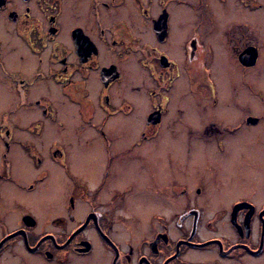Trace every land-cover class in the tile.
<instances>
[{"label": "flooded vegetation", "instance_id": "flooded-vegetation-1", "mask_svg": "<svg viewBox=\"0 0 264 264\" xmlns=\"http://www.w3.org/2000/svg\"><path fill=\"white\" fill-rule=\"evenodd\" d=\"M3 22L10 40L0 34V109L27 118H0V264H184L191 250H216L222 264H264V177L260 203L253 191L227 189L248 166L260 180L264 175V138L239 134L263 125L264 114L205 126L197 110L217 116L222 95L202 83L227 70L264 78V0H0V31ZM190 89L193 103L185 96ZM61 98L78 119L62 117ZM163 124L173 127L169 149L155 157L154 187L146 182L145 190L131 175L140 174V159H153L147 145L168 143L157 139ZM134 127L136 135L128 131ZM90 137L104 157L76 145ZM125 139L133 145L127 150ZM138 146L146 158L132 151ZM158 199L183 201L170 217L176 237L169 215L129 210ZM215 200L207 225L219 223L229 235L201 236ZM143 218L149 220L142 226Z\"/></svg>", "mask_w": 264, "mask_h": 264}, {"label": "rangeland", "instance_id": "rangeland-1", "mask_svg": "<svg viewBox=\"0 0 264 264\" xmlns=\"http://www.w3.org/2000/svg\"><path fill=\"white\" fill-rule=\"evenodd\" d=\"M170 5L171 4H169V6ZM181 7H183V6H181ZM181 12H182V10L180 9L178 14L180 15ZM179 19H180V17L177 16L174 19L173 23L175 25L178 24ZM1 20L3 21V19H1ZM3 24L5 26L1 25L3 27H1L2 31H0V34L2 36L3 42L5 43V42L10 40V36L8 34V31H7L8 26L4 22H3ZM141 28H143V26H141ZM176 56L179 58L181 57L180 55L179 56L176 55ZM229 67H231V66L228 64L226 66V68H229ZM193 69H194V71L196 70L194 67H193ZM139 70L140 69L137 68L136 71H139ZM233 71H234V69H231V71L227 70V73L229 75L220 76L216 79L211 80L210 82L208 81L206 83V85H204L202 83L203 86H205L206 88H210V89H212L213 85L216 86L222 95V100L220 102V105L218 108V113H217L216 117H215V114H210L209 109L207 110L206 113H204L201 108L197 109L200 111L201 114H204V116L206 118L205 126L210 125L212 121L219 122L220 124H225L226 122H230L232 124H235V123H237L238 120L242 119L245 112L246 113L253 112L254 114H261V115L264 114V106L259 105L261 103L264 104V78H262V79L254 78V79L248 80V78H241L240 76L238 77V74L236 72H233ZM140 74H141V70H140ZM178 80H179V78L175 82L179 83V85H178L179 87L182 86V82L185 85L184 78L182 80L181 79L179 81ZM195 80H196L194 83L195 90L196 89L198 90V84L201 80L200 79H195ZM246 84H248V85H246ZM249 84L252 86H249ZM4 88H6V87H4ZM183 90H185V89H183ZM195 90L190 89V90L185 91L186 92L185 96L187 98L186 100L188 102L190 101L191 103H193L192 102V94ZM202 91L204 92V94H206V92H207V90H205V89H201L199 92H202ZM49 92L51 93L52 96H54V94H56V88L52 86L51 90H49ZM230 95H231V98H230ZM55 96H57V95H55ZM200 98H202V97H200ZM62 102L63 103L61 104V107L65 108V109H63L62 117L66 120H69L72 118H74L75 120L78 119L75 112H74V115L72 114L74 111V107L72 105H70L67 101H63V99H62ZM236 102H238V103H236ZM180 103H182V102L178 100V102L174 105V107H176L177 105H180ZM233 103L234 104L236 103L240 110H238V109L235 110ZM171 108H173V106L170 107V109ZM242 108L243 109L250 108V110H252L251 108H254L255 110L254 111H242L241 110ZM194 112H196V111H194ZM194 112L191 111V113L194 115V118H191L190 121H192V123H193V121L196 123L198 122V124H199L198 114L197 113L194 114ZM6 114H7L6 111H3L2 109H0V118L4 119V117H7L11 123L23 124L24 120L27 118V115L22 110H19L16 113L10 114L9 116H7ZM167 114L168 115H166L165 118H170L172 115V110ZM221 118H222V121L220 120ZM166 124H167V122H166ZM49 126H51V123L49 124ZM163 126H165V127H163ZM167 127H170V126H167ZM170 128H173V127L171 126ZM169 129L166 128L165 124H163L161 127V132H160L159 137H161V135H163L164 137H162V138L158 137L157 139L161 140V141L162 140L168 141L167 135H172L169 132ZM138 130H140V127H134L132 131H130V130H128V131L131 132V134L136 135ZM168 132H169V134H168ZM28 133H30V131ZM74 133L75 132H73V134ZM89 133H90V131H89ZM241 133L262 135V137L264 138V124L258 125L256 127H244L239 132V134H241ZM46 135L48 136L49 134H46ZM51 135H52V133H51ZM125 135L129 139V141L134 139V137L131 136L130 133H125ZM53 136H54V134L51 137H53ZM263 138H261V139L263 140ZM128 139H125V140H127L126 143L122 144V146L126 150L129 146H133V145H131V143H128ZM56 140H60V139H56ZM168 144H169V141L167 144L164 143L163 146H161V145L154 146L153 144L147 145L146 150L148 149V150H150V153L152 152V156L151 155L150 156L153 157V159L152 160L147 159L149 161V164H147L146 162H142V159H140V163H137L136 165H134V166L138 167V169L136 171H140V174H135V175H131V176H134L135 179H138V180L140 179L139 180V183L141 184L139 186L140 188H143V187H144V189H145V187L147 188L148 186L146 185V182L147 183H153V187H154V171L151 172L152 170H150L149 168L153 167V169H154V164H153L154 162L153 161L155 160V157L159 156V155L160 156L164 155L165 151L169 149ZM76 145H78L80 147V149H83V150L87 149L84 152H87L88 154L92 153L94 146L97 145L99 148L98 152H100L101 156L104 157L103 148H101L100 145L95 144L94 140L91 137H90V142L87 145H82V144L79 145L77 143H76ZM260 145L264 147V142H261V140H260ZM60 149L63 151L64 150H70V148L67 147V145H63V144H60ZM74 149H75V146L71 150H74ZM137 150L141 151L140 155L142 158H146V157H144L145 155L143 154V146L141 148H139V146H138V148L132 149V151H134V152ZM74 151L77 152L78 150L76 149ZM132 151L129 150L128 153L132 154ZM150 156L147 155V158ZM227 161H232V158H229ZM201 162H204V160L201 159ZM253 163H254L253 166H255V159L253 160ZM100 167H102V164L100 165ZM162 169H164V168L161 167L160 171ZM243 170L245 171V175L242 172L238 178H236V176H233L232 170L230 171V174H227V176L228 175L233 176V182L232 183L234 184L231 187H229V184H228V188H227L228 192L233 193L235 190H237V193H239L241 191H245L244 193L249 194L253 191V193H255L258 197L257 201L260 203L263 200V198L260 197V195H262V194H261V190H260L261 187H260V184L258 182H260V183L262 182V178L264 177V175L261 177V180H260L259 175H253V172L256 171L253 167L248 166L246 169L244 168ZM160 171H158V172H160ZM159 181H162V180L158 176L157 177V183ZM94 183L95 182L92 181V184H94ZM246 183L248 184V186H245ZM253 184H254V186H253V188H251L250 185H253ZM257 184H259V185H257ZM158 186L160 187V192L162 191V193H166V192L168 193V187H166V185H164V186L158 185ZM54 195H55V192L51 191V196H54ZM214 199H217V195H215ZM217 200H215V206L208 208L207 212L205 213L204 219L200 225L201 226V231H200L201 236H204V237L216 236L218 233L219 234L224 233L225 235H229V230L227 228L226 229L224 228L221 231V228L223 225H220L219 223H216V224L211 223L209 226L207 225L208 224L206 222L207 218L210 215H212V213L215 211V209H217V204H216ZM182 203H183V201H181V203H179V202L171 203V201L168 202L166 199L165 200L158 199V200L154 201V205H147L146 204L145 208L143 205H142L143 208L140 205H135V207L133 205H130L129 210L132 211V213L144 214L148 218L153 211H158V212L161 211L165 215H169L168 218H170L172 216L173 212H176L181 208ZM126 213H127V211H126ZM148 220H147V218H145L143 220L142 226L145 225ZM151 223L154 225V230L159 229V227L156 225V222H154V220L151 221ZM166 224L168 226H170L171 228H173L172 230L175 232V234L172 235L173 237H176L177 235H179V231H178L179 227L177 226L176 221L171 219L170 221L166 222ZM183 224L185 225V222ZM127 225L130 227L131 223H128ZM128 226H126V227H128ZM141 232H142V234H145V231H141ZM188 255L189 256H187L186 260H185L187 262H184V264H190V263L192 264L194 262L202 263V264L203 263L204 264H222L224 262V261H221V260L218 261L215 259L216 255H217L216 250H213V251H192L191 250L188 252ZM192 261H194V262H192ZM84 262H85V264H100V263L95 262V260H86ZM78 263L83 264L82 262H79V261H78ZM178 264H183V263L178 262ZM227 264H232V263H231V261H227Z\"/></svg>", "mask_w": 264, "mask_h": 264}, {"label": "bare ground", "instance_id": "bare-ground-1", "mask_svg": "<svg viewBox=\"0 0 264 264\" xmlns=\"http://www.w3.org/2000/svg\"><path fill=\"white\" fill-rule=\"evenodd\" d=\"M99 151V148H98V146L97 145H95L94 146V148H93V152L91 153V157H99L100 156V152H98ZM94 164L93 165H91V171H92V169L94 168ZM98 168V165H97V167H96V169ZM57 185L58 186H60L61 185V183H60V181H59V179L57 178ZM98 254H99V256H101L102 254H101V249H99L98 250ZM78 264V263H77Z\"/></svg>", "mask_w": 264, "mask_h": 264}, {"label": "water", "instance_id": "water-1", "mask_svg": "<svg viewBox=\"0 0 264 264\" xmlns=\"http://www.w3.org/2000/svg\"><path fill=\"white\" fill-rule=\"evenodd\" d=\"M160 23H161V22H160ZM160 23H159V24H160ZM251 59H253V57H252ZM249 63H251V62H249ZM154 243H155V241H154Z\"/></svg>", "mask_w": 264, "mask_h": 264}]
</instances>
